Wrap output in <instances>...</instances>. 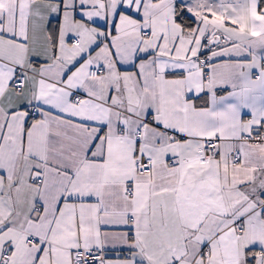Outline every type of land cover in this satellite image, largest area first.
I'll return each mask as SVG.
<instances>
[{
    "label": "snow or ice",
    "instance_id": "snow-or-ice-1",
    "mask_svg": "<svg viewBox=\"0 0 264 264\" xmlns=\"http://www.w3.org/2000/svg\"><path fill=\"white\" fill-rule=\"evenodd\" d=\"M0 264H264V0H0Z\"/></svg>",
    "mask_w": 264,
    "mask_h": 264
}]
</instances>
